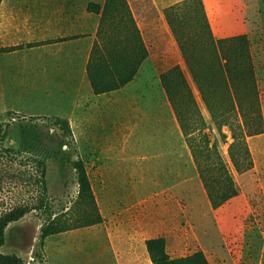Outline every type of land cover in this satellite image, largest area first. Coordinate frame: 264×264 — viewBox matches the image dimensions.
Returning <instances> with one entry per match:
<instances>
[{"label": "rangeland", "instance_id": "1", "mask_svg": "<svg viewBox=\"0 0 264 264\" xmlns=\"http://www.w3.org/2000/svg\"><path fill=\"white\" fill-rule=\"evenodd\" d=\"M126 1L149 51L130 83L105 95L89 94L76 113L50 109L38 97L40 90L23 98L4 99L0 93V123L9 129L0 142V215L35 194L24 180L34 168L19 153L17 123L34 116L44 135L59 134L54 119L67 120L73 139L62 146L70 151V159L44 157L52 210L66 211L76 200L70 161L75 149L102 220L48 236L40 246L43 218L32 211L7 226L0 253L14 254L23 264H151L144 241L162 236L171 257L201 250L210 264H264V0H202L216 39L245 34L249 42L263 130L247 137L252 167L241 173L228 157L230 132L222 126V139L214 126L163 11L156 10L153 0ZM71 2L85 8L89 2L102 6L104 0ZM173 65L181 68L207 124L204 132L210 140L217 139L238 188L235 197L216 209L160 84L159 75Z\"/></svg>", "mask_w": 264, "mask_h": 264}, {"label": "trees", "instance_id": "2", "mask_svg": "<svg viewBox=\"0 0 264 264\" xmlns=\"http://www.w3.org/2000/svg\"><path fill=\"white\" fill-rule=\"evenodd\" d=\"M87 11L99 14L96 41L86 65L91 91L94 95L117 91L134 79L149 51L126 0H104L102 6L89 2ZM163 15L218 133L222 139L226 138L221 133L222 126L230 132L227 153L234 170L239 173L249 170L252 161L247 137L262 132L263 126L246 35L216 39L202 0L178 1L164 8ZM159 79L197 176L211 207L216 209L238 194L219 143L217 139L210 140L204 132L207 124L179 65L162 72ZM35 118L22 117L17 121L19 153L25 160H31L34 168V173L24 180L35 194L0 215V246L7 226L32 211L43 218L40 246L48 236L99 224L102 220L84 162L75 149V158L70 161L77 184L76 200L66 211L52 210L47 196L44 157L70 159V151L62 146L68 147L73 139L67 120L54 119L52 124L59 134L44 135ZM3 126L6 124L0 123V142L9 130ZM44 138L48 141L46 145ZM144 245L151 264H210L201 250L171 257L162 236L148 238ZM0 264H23V261L14 254L0 253Z\"/></svg>", "mask_w": 264, "mask_h": 264}, {"label": "crops", "instance_id": "3", "mask_svg": "<svg viewBox=\"0 0 264 264\" xmlns=\"http://www.w3.org/2000/svg\"><path fill=\"white\" fill-rule=\"evenodd\" d=\"M16 1L23 0L0 1L2 97L23 98L30 91L38 94L40 90L38 97L50 109L56 108L58 113L78 112L83 100L93 95L86 65L99 14L88 12V4L84 8L71 0H25L26 4L18 5ZM178 1L153 0V3L162 13ZM83 30L88 33L83 34ZM29 83L34 86L30 88Z\"/></svg>", "mask_w": 264, "mask_h": 264}]
</instances>
